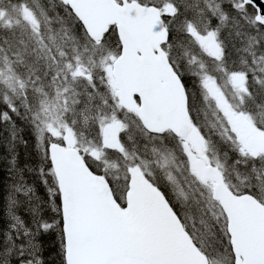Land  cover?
Returning a JSON list of instances; mask_svg holds the SVG:
<instances>
[{
    "label": "snow or ice",
    "instance_id": "obj_1",
    "mask_svg": "<svg viewBox=\"0 0 264 264\" xmlns=\"http://www.w3.org/2000/svg\"><path fill=\"white\" fill-rule=\"evenodd\" d=\"M0 144V264H264V0H0Z\"/></svg>",
    "mask_w": 264,
    "mask_h": 264
},
{
    "label": "trees",
    "instance_id": "obj_2",
    "mask_svg": "<svg viewBox=\"0 0 264 264\" xmlns=\"http://www.w3.org/2000/svg\"><path fill=\"white\" fill-rule=\"evenodd\" d=\"M31 143V142H30ZM32 150L30 147L25 148L23 145H21L18 148V154H19V162L21 166H23L26 163H31V160L34 159V157L31 155ZM5 155V149L2 144H0V157H3ZM0 175L6 176V169H5V164L2 159H0ZM31 179V177H30ZM5 183H0V214L3 212V206H4V192H5ZM42 191V190H41ZM51 245L52 241L51 240H46L45 241V246L51 251Z\"/></svg>",
    "mask_w": 264,
    "mask_h": 264
}]
</instances>
